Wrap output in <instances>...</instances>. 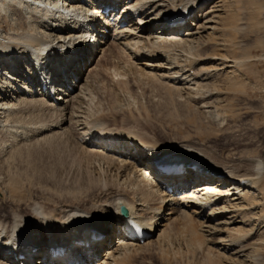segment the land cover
Returning a JSON list of instances; mask_svg holds the SVG:
<instances>
[{"label": "bare ground", "instance_id": "obj_1", "mask_svg": "<svg viewBox=\"0 0 264 264\" xmlns=\"http://www.w3.org/2000/svg\"><path fill=\"white\" fill-rule=\"evenodd\" d=\"M121 1L0 0V135L10 120L19 123L29 110L46 115V119H61L56 123H45L42 119L41 128L37 126L29 131L34 142L64 140L76 123L80 128L76 140L84 154L92 155L99 167L103 166L104 172L106 170L110 175L108 180L107 174L106 180L99 179L103 190L107 191L106 197L99 202V207L90 205V209L67 205L57 208L59 210L46 211L40 204H34L30 215L7 212L3 209L7 197L2 191L5 199L0 202V264H33V260L46 257L45 247L51 243V238L83 229L97 231L105 240L84 251L78 247L77 253L68 255L67 261L98 264L104 253L101 264H125L132 252L138 253L153 244L165 242L168 234L157 232L174 215L185 222L183 230L188 233L191 247L204 251L210 262L217 259L220 264L231 252L230 255L234 256L231 263L241 259L242 264H254L262 257L258 252L263 242L258 234L264 229L263 161L256 159L242 165L244 167L238 163L235 164L239 166H235L199 147L158 146L139 136H116L113 131L104 132L103 123L87 121L94 103L92 85L96 77L93 73L96 67L87 68L97 53L92 44L96 42L98 45L100 60L119 48L129 56L125 67L144 66L157 70L161 66L157 61L163 59L168 52L166 49L175 44H192L193 38L207 29L200 27L203 24L199 22L213 12L203 10L210 0H126L119 8L121 12L117 13V20L107 24L108 30L112 28L114 32L105 38L99 37L98 33L106 35L102 22L107 21L108 11L113 8L110 12L114 14ZM187 18L188 22L183 23ZM123 23L127 24L121 30ZM1 24L4 27L1 28ZM109 41H112L110 46ZM84 67L89 69L86 75ZM185 67L180 66L179 72L166 76L159 77L152 72L145 75L187 85L191 94L203 79ZM45 86L52 87L56 102L50 99ZM8 130L15 134L13 138L17 136L15 128L9 127ZM25 142L28 141L24 138L7 152L13 154L20 145H26ZM1 147L4 150L5 146ZM167 165H183L188 175L161 177L158 169ZM168 189L172 193H168ZM122 207L129 210V218L151 235L143 244L126 241ZM226 216L230 217L223 222ZM220 233H226V238L217 242L218 253L214 255L211 248L204 245L206 239L208 241ZM233 234L236 236H231ZM110 240L117 245L113 251L108 248ZM35 249L38 252H34ZM14 252L27 256L28 263L15 262L16 255L11 256ZM87 253L91 254L87 256ZM46 261L49 264V259Z\"/></svg>", "mask_w": 264, "mask_h": 264}, {"label": "rangeland", "instance_id": "obj_2", "mask_svg": "<svg viewBox=\"0 0 264 264\" xmlns=\"http://www.w3.org/2000/svg\"><path fill=\"white\" fill-rule=\"evenodd\" d=\"M125 1L119 3L117 10ZM203 10L205 13L213 11L199 22L203 24L200 27L207 29L200 31L192 44L170 45L172 49L167 48L165 57L158 59L161 66L157 70L144 66L125 67L129 56L119 48L100 60L97 47V53L87 67H96L92 85L94 103L87 121L103 123L104 132L139 136L158 146L199 147L235 166H245L256 159L264 164V0H210ZM111 43L109 41L108 45ZM180 66H186L185 70L189 69L203 79L191 94L187 85L159 78L179 72ZM87 68L84 67V74L89 72ZM146 72L159 77L151 78L145 75ZM26 112L19 123L10 120L0 135V142L5 146L4 150L0 149L3 151L0 155V202L5 199L2 191L7 197L3 209L30 215L34 204H40L46 211L67 205L84 209H90V205L99 207V202L107 195L99 179L108 180L110 175L106 170L104 172L103 166L99 167L92 155L84 154L76 140L80 128L76 123L72 125L70 137L61 141L34 142L31 130L41 128L44 122L56 123L61 119H46V115L38 111ZM81 117L86 120L84 115ZM9 127L15 128V138ZM24 138L28 141L26 145L18 146L17 154L14 151V155H10L7 150L11 152ZM8 183L12 185L7 186ZM229 217L226 216L223 222ZM184 224L177 215L170 217L157 232L168 234V239L165 237V242L153 244L144 251L132 252L125 264H217V259L210 262L204 251L191 247L188 233L183 230ZM258 235L264 244V229ZM223 238L226 233L214 234L208 241L206 239L204 246L210 247L216 255L217 242ZM109 242L108 248L113 251L117 245L112 240ZM263 244L258 246L262 257L254 264H264ZM230 254L223 257L220 264H242L241 259L231 263L234 256ZM102 255L98 264L104 261V253Z\"/></svg>", "mask_w": 264, "mask_h": 264}, {"label": "water", "instance_id": "obj_3", "mask_svg": "<svg viewBox=\"0 0 264 264\" xmlns=\"http://www.w3.org/2000/svg\"><path fill=\"white\" fill-rule=\"evenodd\" d=\"M121 212H122V215L125 216V217H128L129 216V211L126 207H122L121 208Z\"/></svg>", "mask_w": 264, "mask_h": 264}]
</instances>
